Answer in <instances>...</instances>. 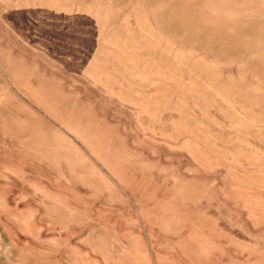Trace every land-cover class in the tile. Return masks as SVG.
<instances>
[{"label": "rangeland", "instance_id": "374dc122", "mask_svg": "<svg viewBox=\"0 0 264 264\" xmlns=\"http://www.w3.org/2000/svg\"><path fill=\"white\" fill-rule=\"evenodd\" d=\"M0 264H264V0H0Z\"/></svg>", "mask_w": 264, "mask_h": 264}]
</instances>
